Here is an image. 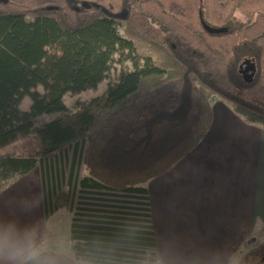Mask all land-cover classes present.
<instances>
[{"label":"trees","instance_id":"16d2710c","mask_svg":"<svg viewBox=\"0 0 264 264\" xmlns=\"http://www.w3.org/2000/svg\"><path fill=\"white\" fill-rule=\"evenodd\" d=\"M115 64L102 95L67 105ZM213 97L264 128V0L0 2V192L37 168L44 219L69 211L78 251L159 253L147 184L204 139Z\"/></svg>","mask_w":264,"mask_h":264},{"label":"crops","instance_id":"0c3cea01","mask_svg":"<svg viewBox=\"0 0 264 264\" xmlns=\"http://www.w3.org/2000/svg\"><path fill=\"white\" fill-rule=\"evenodd\" d=\"M147 188L166 264H247L264 239V128L214 100L204 139ZM52 219H44L37 168L0 192V224L36 227L54 240Z\"/></svg>","mask_w":264,"mask_h":264},{"label":"clouds","instance_id":"9594fccd","mask_svg":"<svg viewBox=\"0 0 264 264\" xmlns=\"http://www.w3.org/2000/svg\"><path fill=\"white\" fill-rule=\"evenodd\" d=\"M0 264H166L151 251L136 257L117 252L115 246L94 241L83 252L66 240H52L36 227L0 224Z\"/></svg>","mask_w":264,"mask_h":264},{"label":"rangeland","instance_id":"374dc122","mask_svg":"<svg viewBox=\"0 0 264 264\" xmlns=\"http://www.w3.org/2000/svg\"><path fill=\"white\" fill-rule=\"evenodd\" d=\"M252 19L253 17L243 16V15L236 13L233 20L235 24L237 25V27H239V26L247 25L250 21H252ZM123 64L125 66H131V63L129 61H126ZM246 66L247 64L244 63V67ZM121 68L122 67L119 64H115L112 70L110 71L108 77L106 78V80L100 83L96 89H90V90L84 91L79 95H67L66 97L67 105L70 108H75L79 101L91 100L96 96L102 95L107 89L109 82H112L115 80ZM213 99L216 100L217 98L213 97ZM31 102H32L31 98L29 96H26L24 101L22 102V105H21L22 108L28 109L30 107ZM23 145H24V142L23 140H21V141L16 142L15 145L10 146L9 148L7 147V148L9 151L20 152L19 149ZM53 217L54 219H52L48 224V227H51V228H52V224H54L56 233H55V236H53V239L54 240H66L72 243V240H70L71 239L70 229H71L72 214L69 211L62 209L58 211L55 215H53ZM249 240L253 241V237L249 238ZM260 242L262 243H259L254 248L249 249V252L253 251L255 248H258L259 246H262L264 244V239H261ZM260 259L261 258L258 257V261ZM249 264H256V260L251 261ZM260 264H263V263H260Z\"/></svg>","mask_w":264,"mask_h":264},{"label":"water","instance_id":"95a60500","mask_svg":"<svg viewBox=\"0 0 264 264\" xmlns=\"http://www.w3.org/2000/svg\"><path fill=\"white\" fill-rule=\"evenodd\" d=\"M1 2H7L8 0H0ZM83 5L85 6V7H90V5H89V3H87V2H84L83 3ZM49 9H53V8H57V7H55V6H50V7H48ZM125 11L123 12V13H121L119 16L121 17V18H123L124 16H125ZM206 29L208 30V31H210L211 33H221V32H226L227 31V28H214V27H211V26H206Z\"/></svg>","mask_w":264,"mask_h":264},{"label":"flooded vegetation","instance_id":"af4514ba","mask_svg":"<svg viewBox=\"0 0 264 264\" xmlns=\"http://www.w3.org/2000/svg\"><path fill=\"white\" fill-rule=\"evenodd\" d=\"M1 2V1H0ZM8 2V1H7ZM7 2H1V3H7Z\"/></svg>","mask_w":264,"mask_h":264}]
</instances>
